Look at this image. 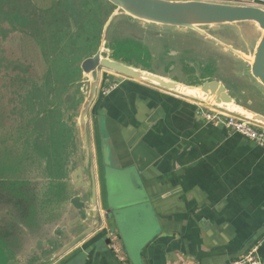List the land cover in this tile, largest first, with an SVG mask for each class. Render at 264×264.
<instances>
[{"label": "crops", "instance_id": "1", "mask_svg": "<svg viewBox=\"0 0 264 264\" xmlns=\"http://www.w3.org/2000/svg\"><path fill=\"white\" fill-rule=\"evenodd\" d=\"M105 6H109L106 1ZM257 6L264 7V0H257ZM233 27L246 28L254 47L260 36L254 25ZM18 41L21 52L34 54L30 43L21 37ZM232 98L242 108L255 111L250 99ZM198 104L146 83L103 74L88 116L102 222L50 264H230L250 252L264 261V148L222 126L205 124ZM103 147L108 150L109 165L104 163ZM72 171V167L60 172L52 167V179L42 181L53 182L61 191L72 184ZM104 171L120 176L128 198H117V184L106 181ZM64 197L59 194L52 210L44 208L39 223L28 229V261L37 262L45 253H30L32 240L33 245L67 242L66 235L53 236L63 225L48 229L46 220L49 214L57 215L66 203ZM107 232L118 236L123 262L103 242Z\"/></svg>", "mask_w": 264, "mask_h": 264}, {"label": "rangeland", "instance_id": "2", "mask_svg": "<svg viewBox=\"0 0 264 264\" xmlns=\"http://www.w3.org/2000/svg\"><path fill=\"white\" fill-rule=\"evenodd\" d=\"M34 1H37L42 8H49L54 4L52 10H56L55 15L63 14L60 9L65 4L74 8L71 11L69 9L67 19L65 18L66 22L52 24L54 37L50 42L54 44H49L54 48V51H48L51 54L45 60L42 59L33 43L29 42L24 35L12 33L5 41L0 40V57H4L5 64L8 60H10L8 62H21L29 70L26 79H29L30 82L41 84L44 77L47 82L51 80L50 82L56 86L50 87L57 93L55 102L53 96L47 98L49 103L47 107L49 106L50 110L45 113L46 115L42 114V117L45 118H40L35 126L38 130L48 127L46 116L54 117L52 120L54 125L50 129H57L56 137L60 141L57 148L52 149L53 155L59 151L58 157L51 159L53 163L48 161L50 148L43 145L42 148L36 149L37 159L39 163H42L43 169L53 166L58 172L65 167L67 170H71V167L81 166L85 155L90 154L91 156L89 130L86 143L83 146L77 120L87 98L90 84L97 82L98 87L103 74L108 72L99 68L97 72L84 77L80 73L79 67L82 60L97 51L101 39L105 40L103 49L107 51L103 54L104 57L111 58L108 49L110 46L115 60L154 74L167 75L170 79L181 83L198 85L204 80L221 82L234 97L236 95L244 100L250 99L252 101L250 107L264 114V89L249 77L248 61L240 60L236 55L224 51L221 46L194 31L181 32L172 27L141 26L137 21H132L125 16H117L111 22L105 33V38H103V25L108 19L109 11L113 10L110 5L105 6V0ZM202 29L209 32L215 40L229 43L234 49L245 51L248 57L252 56L254 38L248 34L246 28L236 29L233 26H222L220 31L215 32L210 31L207 27ZM18 37L30 43L34 54L31 51L30 53L21 52ZM55 55L59 59H55ZM63 57L64 59H62ZM49 67L54 71V76L51 78L50 74L46 77ZM11 77L12 75H7L4 68L2 69L0 66V112L6 117L12 114L13 101L17 100L16 93H14L17 85L10 79ZM105 88L107 89H104V92L108 90V86ZM80 89H83V94ZM77 95H81V98L75 101ZM67 96L74 100L72 105L69 101H65ZM2 107L5 109L4 111ZM90 122L91 119L87 126L90 125ZM13 123L12 120H6L4 125L15 126ZM1 134L2 131H0ZM60 159H62L60 166H57ZM35 172L36 176L32 174L28 181L35 186L37 183L41 186L44 182L40 178H45L46 173H42L38 167ZM66 172L68 174V171ZM38 180L40 181L37 182ZM68 188L70 194L74 193L71 184ZM72 216L68 203L60 205L52 222L50 216L46 217L48 229H51L55 224L66 226ZM33 243L34 240L29 245H32L31 248H33ZM57 246L59 245L56 243L53 248ZM51 252L52 250L46 251L36 259L37 262L28 261L29 254L26 248L20 258L23 259V264H33L34 262V264H43V262L40 263V259H50ZM3 259L4 255L0 254V264H3Z\"/></svg>", "mask_w": 264, "mask_h": 264}, {"label": "water", "instance_id": "3", "mask_svg": "<svg viewBox=\"0 0 264 264\" xmlns=\"http://www.w3.org/2000/svg\"><path fill=\"white\" fill-rule=\"evenodd\" d=\"M105 1L113 7V10L103 25V38H105V33L111 22L117 16H125L132 21L139 22L141 26L153 25L157 28L172 27L176 31L181 32H186L188 30L194 31L199 35L212 40L214 43L221 46L224 51L236 55L240 60H247L249 64V77L264 89V7L197 0ZM242 23H250L260 32V36L253 47L252 56L250 57L234 49L231 45H228L225 42L215 40L209 32L202 29L207 27L210 31L215 32L219 27L237 26ZM25 37L34 43L31 38L27 36ZM100 42L101 44L97 51L92 56L82 60L80 64L79 71L84 77L92 75L97 72L99 68H103L107 72L146 83L161 90L192 99L199 104L227 112L264 127V114L247 108L244 109L235 104L232 98V93L229 92L223 83L214 80H204L198 85L185 84L170 79L167 75L154 74L148 70L126 64L125 62H123V64L114 59L110 46H108V49L111 58L104 57L103 54L107 52L103 49L105 40L103 41L101 39ZM178 87L197 90L199 95H189L179 92L177 90ZM96 91L97 82H94L90 84L87 98L83 103L77 120L83 146L88 137V110L95 99ZM80 92L83 94V89H80ZM80 96L81 95H77L74 100L78 101L81 98ZM74 100H71L68 96L65 97V101H69L70 105L74 103ZM226 105L233 106L239 110L228 109ZM102 152L104 163L109 165L107 148L103 147ZM31 154L33 155V162L31 163L29 161L26 166V171L21 178V181L27 184V191L30 192L32 199L31 203L25 204L11 201L8 200L4 194L0 193V237L5 241V246L7 248V251L1 253L4 255L3 264H23L22 262H18L16 257L20 258L24 254L27 245L26 233H28V229L33 228L35 223H39L38 216H40V213L43 212L44 208H49L50 211L52 210L51 206H54L55 200L58 202L57 196H59V194L60 196H65L64 200L69 204L73 216L72 219L67 222L66 226L57 227L53 235L56 238L61 235H66L67 242L62 246L59 245L53 248L56 244L53 240H51V243L48 241H36L33 248H31L30 253L40 254L43 250L44 252L52 250L50 259H40V263L43 262V264H50L54 259L59 258L69 249H72L94 233L100 227L102 222L97 204V188L95 182V170L92 162V152L91 156L90 154L84 156L85 159H83L81 166L73 168L71 185L74 193L72 194L69 192V186L67 189L62 188L60 189L61 191H59V188L55 187L53 182L52 185H48L44 182L41 186L39 183L35 186L33 183L29 182L28 180L32 174L35 175V169H37V167L42 173H46L45 178L52 179L50 171L53 167L52 166L50 170L48 167L43 169L42 163L37 164L38 159L36 154ZM60 163L61 162H59V164ZM45 178H40V180H44ZM103 178L106 181L113 180L116 182L118 191L115 195L118 199L125 200L128 198L129 190L125 187L124 181L121 180L120 176L111 171H104ZM4 182L5 181L0 180L2 185ZM55 191H57V193ZM45 201L47 202L44 203ZM5 210L9 211L5 214ZM106 212V214H108L110 210L107 209ZM49 216L51 217L52 222V218L56 215L53 216L52 214H49ZM103 242L109 244L108 232L106 239H104ZM43 254L44 253H41L40 257Z\"/></svg>", "mask_w": 264, "mask_h": 264}, {"label": "trees", "instance_id": "4", "mask_svg": "<svg viewBox=\"0 0 264 264\" xmlns=\"http://www.w3.org/2000/svg\"><path fill=\"white\" fill-rule=\"evenodd\" d=\"M6 8V10H5ZM31 5L26 1L23 4H18L17 0H0V34L5 38L11 32L19 31L21 34L31 38L39 47L42 58L45 60L50 52H46L41 42H38V38L23 28H26L30 21L29 12ZM67 16V14H66ZM38 18V17H37ZM41 18V17H40ZM2 24H7L8 30L2 29ZM31 27H37L38 19L35 22L31 21ZM17 27L22 28L17 29ZM39 34V31L37 33ZM10 61V60H8ZM5 64L4 57H0V66L7 72V75H12L10 78L17 85L16 93L17 100L14 102L12 108V114L6 117L0 112V180L5 181L4 184L0 183V193L4 194L8 200L16 201L20 203L30 204L32 199L30 192L27 191V184L21 181L23 174L26 171V166L29 161L33 162V155H38L36 149L42 148L45 145L50 148L48 161L58 157L57 154L53 155L52 149L57 148L60 141H58L56 134L57 129H50L54 123L52 120L54 117L46 116V125L43 129H36V122L43 119L42 114L46 113L50 109L47 98L49 96L54 97L56 100L57 93L50 89L52 85L56 87L52 82L43 77L41 84L30 82L27 78L29 70L21 62H8ZM46 77L50 78L54 76L52 68H48ZM14 74V76H13ZM47 107V108H46ZM2 110L5 109L2 107ZM50 113V112H49ZM46 115V114H45ZM51 119V120H50ZM6 120H12L15 126L8 127L5 124ZM17 128L15 132L11 129ZM51 163H53L51 161ZM39 164V161L37 162ZM52 166H49V170ZM7 181V182H6ZM45 201L44 203H46ZM3 251H7L5 241L0 237V254Z\"/></svg>", "mask_w": 264, "mask_h": 264}, {"label": "built area", "instance_id": "5", "mask_svg": "<svg viewBox=\"0 0 264 264\" xmlns=\"http://www.w3.org/2000/svg\"><path fill=\"white\" fill-rule=\"evenodd\" d=\"M208 1V0H197ZM227 3L238 5L257 6V0H228ZM198 113L203 122L211 126H222L229 132L239 134L258 146L264 148V127L240 118L238 116L229 114L227 112L211 108L206 105L198 104ZM109 244L108 247L114 253L115 257L120 261H124L122 250L119 244V238L114 232L108 233ZM230 264H264V261H260L250 252L245 256H242L236 260H233Z\"/></svg>", "mask_w": 264, "mask_h": 264}, {"label": "flooded vegetation", "instance_id": "6", "mask_svg": "<svg viewBox=\"0 0 264 264\" xmlns=\"http://www.w3.org/2000/svg\"><path fill=\"white\" fill-rule=\"evenodd\" d=\"M26 1L31 5L30 12H29V18H27V19H29L30 24L26 28H23V30H25V31H27V32H29L31 34H34L38 38L37 41L41 42L42 45H44L43 47L45 48L46 52H48V51H52L53 52L54 48L49 44V43L54 44L53 42H50L52 40L51 38L54 37V30L52 29V27H53L52 24L56 23V22H61V23L62 22H66V19H67L66 14L68 13L69 9L71 11L74 8L72 6H69V5L65 4L60 9V12H62L63 14H58L57 13L55 15L54 12L56 10H52V7H50V8H42L40 5L39 6L36 5L34 3V0H17V3L18 4H23ZM5 10H6V8H5ZM63 15H64V17H63ZM35 19H38V29H37V27H31L30 26L31 25V21L33 20L35 22ZM3 26L6 27V28H4ZM2 29H3V31H4V29H6L5 32L7 34V30H8L7 24H2ZM17 29L21 30L22 28L17 27ZM37 31H39L38 35L35 34V33H37ZM12 33L21 34L19 31H14V32H11L10 34H12ZM10 34L8 36H6L5 38H3L4 34L3 35L0 34V40L2 39L3 41H5L10 36ZM21 35H23V34H21ZM55 59H59L57 55H55ZM62 59H64V57Z\"/></svg>", "mask_w": 264, "mask_h": 264}, {"label": "bare ground", "instance_id": "7", "mask_svg": "<svg viewBox=\"0 0 264 264\" xmlns=\"http://www.w3.org/2000/svg\"><path fill=\"white\" fill-rule=\"evenodd\" d=\"M177 90L179 92H182V93H185V94H189V95H191V94H193V95H199V92L197 90H189V89H184V88H181V87H178ZM226 107L228 109H236V110H239V109H237V108H235L233 106H230V105H226Z\"/></svg>", "mask_w": 264, "mask_h": 264}]
</instances>
